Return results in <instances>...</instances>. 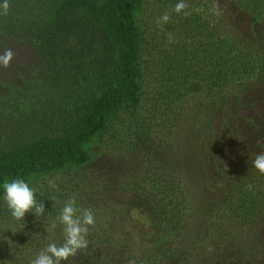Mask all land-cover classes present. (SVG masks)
Instances as JSON below:
<instances>
[{"label":"trees","instance_id":"1","mask_svg":"<svg viewBox=\"0 0 264 264\" xmlns=\"http://www.w3.org/2000/svg\"><path fill=\"white\" fill-rule=\"evenodd\" d=\"M11 42L26 43L39 61L0 83V180L30 181L46 211L12 220L23 264L49 242H63L62 226H50L71 198L67 178L112 140L115 122L126 131L112 148L122 158L127 142L151 137L156 123L169 125L170 141L153 153L159 166L152 161L141 179L149 188L120 187L134 198L123 222L139 240L123 239L132 233L123 222L116 235L118 211L106 215L108 224L94 205L77 203L96 223L87 248L62 264H213L212 250L224 260L259 255L264 174L254 156L227 165V127L218 130L212 117L228 114L244 92L264 89V0H0V44ZM180 108L196 121L175 135L170 128L185 120ZM182 171L213 176L201 199L172 206ZM3 210L10 217L0 201L1 218ZM0 264L10 263L0 257Z\"/></svg>","mask_w":264,"mask_h":264},{"label":"rangeland","instance_id":"2","mask_svg":"<svg viewBox=\"0 0 264 264\" xmlns=\"http://www.w3.org/2000/svg\"><path fill=\"white\" fill-rule=\"evenodd\" d=\"M223 7L227 12H230L229 8L232 6L228 2H224ZM152 44L148 43L144 48L145 51L150 49ZM8 50H11L14 56L7 67L0 66V83L4 81L5 77L13 80L15 78V70L25 71L24 66L32 67L39 63L26 43L11 42L7 45L0 44V54ZM226 110L228 114H225L224 111H216L212 121L218 130L222 126L227 127V133L221 136L222 142H226L229 147L227 153L229 162H227V165L232 162L238 163L239 159L245 161L249 157L264 153V148H262L264 147V89L256 92H244L240 100L231 102V105ZM180 111H183L182 114L185 120L180 122L179 125L170 128V131L175 135L187 128L188 124H191L190 131H192V125L196 121L195 117L193 123H191L188 118V112H185L182 108H180ZM142 113L144 112L142 111ZM199 116L200 114L197 113V117ZM223 117L224 119L226 118L225 122ZM133 118L134 116L130 118V121L134 125ZM114 127L112 128L113 130L110 129V134H114L116 131L112 136V140L105 138L106 140L104 139L99 145H95L96 147L92 150L93 157L91 161L81 169L76 178L66 177V188L70 190L71 198L74 197L78 204L85 202L90 203L91 206L94 205L98 209L97 211L104 215V220L108 224L113 222L108 216L112 215L113 211H118L117 216L120 218L116 224V235L118 237L121 236L119 233L124 224L126 230L129 228L132 233L128 234V236H122L123 239L138 242L139 237L134 227L132 225L127 226L123 222L128 215V203H131L134 198L130 199L131 195L122 191L120 187L125 184L126 186L136 184L139 190L144 191L149 188L147 185L150 182H147L146 179H141L146 169L152 167L150 166L151 163L154 162L156 166H159V157L154 156L153 153H155L154 150H159L158 147L164 149L166 143L170 141L167 133L169 125L165 124L163 126L156 123L151 132V137H141L129 142L126 141L129 145V153L125 155V158L118 156L115 152L117 149L113 151L112 148L113 145H116V148L119 149L117 141L124 137L126 131L124 126L122 128L119 126L118 122L114 123ZM206 175L212 177L213 172L206 173ZM206 175L203 173L197 174L196 172L192 175H187L186 172H180L174 182L176 190L174 194L177 199L173 198L172 206H176V200L181 197L188 198L192 196V198L201 199V188L208 181ZM211 193L213 194L212 191ZM203 194L207 195V191L203 192ZM171 197L173 196L171 195ZM2 213L3 218L0 217V257L10 264H23V258L20 257L15 246L16 240L20 237V232L12 225V219L8 215L4 216V210L1 211ZM16 223L18 225V222H15V225ZM214 228L212 226L213 231ZM260 232L264 240V228H260ZM49 238L51 239L52 237L50 236ZM211 252L214 257L213 264H251L250 261L254 257H258V259L254 260L255 263L253 262L252 264H264V245L260 249L259 255L252 250V253L238 258L232 257L229 260L218 259L217 252L215 250ZM163 264H177V261L169 260L163 262Z\"/></svg>","mask_w":264,"mask_h":264},{"label":"clouds","instance_id":"3","mask_svg":"<svg viewBox=\"0 0 264 264\" xmlns=\"http://www.w3.org/2000/svg\"><path fill=\"white\" fill-rule=\"evenodd\" d=\"M2 7L6 12L9 5L5 2ZM184 7L183 3H178L176 11ZM163 19L167 20L168 17L164 16ZM13 56L11 50L0 54V66L7 67ZM252 166L264 174V153L255 156ZM50 186L55 188L54 184ZM0 201L15 222H22L26 213L40 217L46 212L43 201L37 198L36 189L23 177L0 180ZM57 223L62 226L63 242L59 245L54 241L49 242L34 255L30 264H62L77 251L87 248L89 228L95 225L96 217L91 209L78 206L76 199L72 197L63 204L50 230H54Z\"/></svg>","mask_w":264,"mask_h":264}]
</instances>
